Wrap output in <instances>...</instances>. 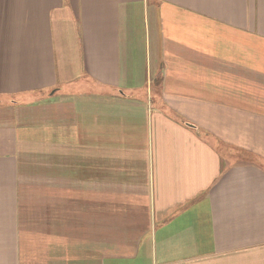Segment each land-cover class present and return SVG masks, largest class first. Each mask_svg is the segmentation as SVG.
Here are the masks:
<instances>
[{
    "label": "crops",
    "instance_id": "0c3cea01",
    "mask_svg": "<svg viewBox=\"0 0 264 264\" xmlns=\"http://www.w3.org/2000/svg\"><path fill=\"white\" fill-rule=\"evenodd\" d=\"M4 3L0 264H264V0Z\"/></svg>",
    "mask_w": 264,
    "mask_h": 264
},
{
    "label": "rangeland",
    "instance_id": "374dc122",
    "mask_svg": "<svg viewBox=\"0 0 264 264\" xmlns=\"http://www.w3.org/2000/svg\"><path fill=\"white\" fill-rule=\"evenodd\" d=\"M11 5L12 4H6V3H4V4H0V12H1V16H0V28L2 29L1 31H2V33H1V31H0V33L2 34V35H5L4 34V30H5V28L6 27H8V26H10V23L12 22V16H13V13H15L16 14V12H12L11 11ZM4 39H7V38H5V37H3ZM26 148V147H25ZM30 149V148H29ZM36 148H34V150H35ZM23 185H26V182H24V184Z\"/></svg>",
    "mask_w": 264,
    "mask_h": 264
}]
</instances>
